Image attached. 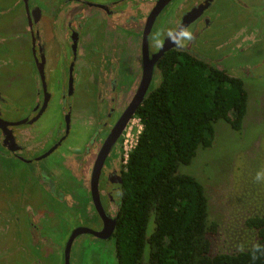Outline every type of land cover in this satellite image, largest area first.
Returning <instances> with one entry per match:
<instances>
[{
	"label": "flooded vegetation",
	"instance_id": "flooded-vegetation-1",
	"mask_svg": "<svg viewBox=\"0 0 264 264\" xmlns=\"http://www.w3.org/2000/svg\"><path fill=\"white\" fill-rule=\"evenodd\" d=\"M32 1L24 0L25 12L19 11L12 34H19L17 30L22 24L23 35L33 52L34 95L20 109L0 87V155L38 164L64 149L61 152L66 157L65 173L52 175V169L43 170L42 182L56 191L60 200L65 199L68 207L64 252L65 263L71 264L72 247L78 237L89 235L102 241H116L117 213L122 205L131 141L137 133L134 122L139 119L138 110L126 124L125 116L145 81L146 71L152 68L145 99L160 83L159 62L169 51L187 52L227 70L229 67L223 64L236 55L235 50L242 52L261 40L259 31L264 32V27H259V13L264 10V0H65L66 8L62 6L60 13L67 28L69 50L63 55L65 65L56 96L49 87L47 30L43 25L49 6ZM232 3L248 15L255 10L257 26L249 29L246 21L224 15ZM71 4L80 7L70 10L67 6ZM174 4L173 20L160 26L159 21ZM96 22H105L108 27L100 32ZM243 72L252 73L247 66ZM125 85L128 89L122 96L119 92ZM55 100L59 101L62 113L51 133L43 130L41 119ZM24 106L28 110L21 114ZM40 145L43 152L32 153ZM65 176L66 184L62 187L59 183ZM1 227V235L9 229ZM32 234L40 235L38 231ZM16 235L6 237L10 236L16 244L0 249V264L19 250L21 255L13 264H25L32 259V255L26 259L31 249L17 241V232ZM115 251L117 255V241Z\"/></svg>",
	"mask_w": 264,
	"mask_h": 264
},
{
	"label": "rangeland",
	"instance_id": "rangeland-1",
	"mask_svg": "<svg viewBox=\"0 0 264 264\" xmlns=\"http://www.w3.org/2000/svg\"><path fill=\"white\" fill-rule=\"evenodd\" d=\"M64 1H32L37 5L41 3L42 7L49 6V14L43 25L47 30V35L44 32L47 37L49 87L55 96L60 92L62 82L65 65L63 55L65 50H69L67 28L60 13L62 6L66 8ZM23 2L24 0H0V87L3 92L12 96L20 109L21 104L33 99V86L36 85L31 71L33 52L29 48V40L23 35L22 24H19L17 30L19 34H12L19 11L25 12ZM79 7L77 4L67 6L70 10ZM175 12L174 4L159 21L160 26L164 27L171 22ZM242 12L244 11L232 3L224 10V15L246 21L249 29L256 27V11L250 10L249 15ZM259 15V27L263 28L264 10ZM96 25L100 32L108 27L105 22H96ZM156 31L155 27L154 33ZM259 33L260 41L254 42L242 52L235 50L236 55L223 64L229 67L231 75L244 80L249 93V108L243 129L235 131L225 121L216 123L213 146L200 148L193 163L180 168L181 173L195 176L206 189L210 220L219 226L218 233L212 237L215 253H236L254 245L256 233L250 231L245 222L249 217L264 215V32L260 30ZM255 63L260 65L257 67ZM219 65L222 66V63ZM245 66L251 70L250 75L243 72ZM127 89L128 86L125 85V89L119 94L125 95ZM54 102L56 103L49 106L50 110L41 119L43 130H50L51 133L59 121L57 117L62 113L59 101ZM25 109L20 113L28 110L26 107ZM134 123V131L139 130V122ZM33 151L32 153L40 154L43 148L40 145ZM61 151L38 164H25L8 155H0V227L9 228L6 233H0V249L5 245H15L10 236L17 232V241L31 249L26 259L31 255L32 259L25 264H66L64 250L69 227V219L66 218L68 207L65 199L60 200L58 193L42 182V172L47 169H52V175L61 171L65 173L66 157ZM24 155L28 156L27 153ZM66 179L65 176L59 185L65 187ZM17 222L20 224L17 225ZM32 224L33 229L30 228ZM34 231H38L40 235L32 234ZM39 239L40 244L37 245ZM115 245V239L102 241L82 235L72 247L71 264H119ZM20 255L19 250L9 256L5 264H13Z\"/></svg>",
	"mask_w": 264,
	"mask_h": 264
},
{
	"label": "trees",
	"instance_id": "trees-1",
	"mask_svg": "<svg viewBox=\"0 0 264 264\" xmlns=\"http://www.w3.org/2000/svg\"><path fill=\"white\" fill-rule=\"evenodd\" d=\"M161 81L139 107L143 130L131 151L117 213L119 264H264V215L245 225L254 245L215 253L209 197L191 165L212 147L215 124L243 129L249 93L242 78L187 52L172 50L159 62Z\"/></svg>",
	"mask_w": 264,
	"mask_h": 264
},
{
	"label": "water",
	"instance_id": "water-1",
	"mask_svg": "<svg viewBox=\"0 0 264 264\" xmlns=\"http://www.w3.org/2000/svg\"><path fill=\"white\" fill-rule=\"evenodd\" d=\"M149 28L150 27H148V30H149ZM176 37H177V35H176ZM145 39H147V38H145ZM164 49H163V52H164ZM169 49L170 48H166V50H169ZM151 76H152V68H150L149 70L146 71L145 78H144L145 81L143 82V85L140 88V91L136 95V98L134 99L133 104L131 105V111L128 113V116H125L126 117L125 124L128 123V121H130V119L134 116V114L138 110L139 106L143 103V101L145 99L146 92L148 91V88H149L150 83H151ZM67 252H68V250H67Z\"/></svg>",
	"mask_w": 264,
	"mask_h": 264
},
{
	"label": "built area",
	"instance_id": "built-area-1",
	"mask_svg": "<svg viewBox=\"0 0 264 264\" xmlns=\"http://www.w3.org/2000/svg\"><path fill=\"white\" fill-rule=\"evenodd\" d=\"M137 121L139 122V124H138V129L139 130H137V133L135 134L134 138L131 141V150H133L135 148V146L137 145L138 138H139V136H140V134H141V132L143 130L142 123L140 122L139 119Z\"/></svg>",
	"mask_w": 264,
	"mask_h": 264
}]
</instances>
